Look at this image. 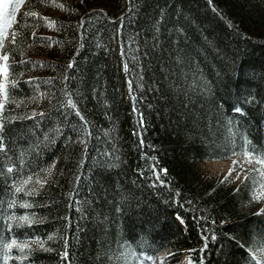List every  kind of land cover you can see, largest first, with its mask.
I'll use <instances>...</instances> for the list:
<instances>
[{
  "label": "trees",
  "instance_id": "1",
  "mask_svg": "<svg viewBox=\"0 0 264 264\" xmlns=\"http://www.w3.org/2000/svg\"><path fill=\"white\" fill-rule=\"evenodd\" d=\"M20 5L0 46V248L41 241L22 264H114L122 247L167 251L172 264H258L252 185L232 189L197 164L264 159V2ZM49 169L41 191H15Z\"/></svg>",
  "mask_w": 264,
  "mask_h": 264
},
{
  "label": "rangeland",
  "instance_id": "2",
  "mask_svg": "<svg viewBox=\"0 0 264 264\" xmlns=\"http://www.w3.org/2000/svg\"><path fill=\"white\" fill-rule=\"evenodd\" d=\"M264 2V0H262ZM21 6L16 10V14L20 11ZM9 12L12 11V5L9 4ZM10 23L7 27L4 26V22L0 21V41H4L8 29H10L16 21L15 18L9 17ZM2 51L0 49V86H3L5 77V61L2 59ZM3 94L0 89V105L2 104ZM249 160L252 163H249ZM257 160H264L248 152H237L225 159H213L199 162L197 164L198 172L207 179L223 180L227 186L232 189L237 188L244 182H249L253 187V198L257 203L256 211L264 213V163H257ZM231 170V175L229 171ZM50 177V169L45 173L39 175L36 178H32L28 183L22 180L17 187H22V191L25 194H34L41 191L45 182ZM13 240L5 243L0 248V264H5V254L9 257L6 264H22L24 253L27 250L39 249L41 243L38 240L34 241H17L18 245L24 246V251L21 252L17 246H13L10 250L6 248L7 244H10ZM167 251H163L152 257L153 259H147L148 256H137L132 252L122 247L114 258V264H172L167 261ZM253 256L257 259L258 264H264V241L258 246L257 249L252 250ZM185 261V259H184Z\"/></svg>",
  "mask_w": 264,
  "mask_h": 264
},
{
  "label": "snow or ice",
  "instance_id": "3",
  "mask_svg": "<svg viewBox=\"0 0 264 264\" xmlns=\"http://www.w3.org/2000/svg\"><path fill=\"white\" fill-rule=\"evenodd\" d=\"M23 2V0H0V21H3L4 22V26L5 27H7L8 26V24L10 23V20H9V17H11V18H15V15H16V10L20 7V4ZM210 2H211V0H210ZM9 4H11L12 5V11L11 12H9V10H8V8H9ZM31 15H33V16H35L36 14L35 13H31ZM55 21H49L48 22V25H49V27L50 28H52V27H54L55 26ZM81 26H83V25H81ZM34 35V34H33ZM15 39V34H13V40ZM0 46H2V41H0ZM2 59L4 60V61H7L8 60V55L7 54H4L3 56H2ZM21 63H27L26 61H21ZM72 67V64L70 63L69 64V68H71ZM4 71L6 72L7 71V65H5V68H4ZM125 71H127V64H125ZM32 81H28V83H31ZM13 86H15V85H13ZM129 88L131 89V83H129ZM0 89H3V86H0ZM67 103H68V105L69 106H72V107H75V105L72 103V101H71V99L69 98L68 99V101H67ZM2 107H3V105H0V109H2ZM235 111H237V112H240V109H235ZM36 115V113H33V116H35ZM81 119L83 120V117H81ZM141 120H142V117H141ZM85 126H86V122H85ZM141 126H142V124H141ZM0 132H2V124H0ZM2 135H0V150H2V147H3V145H2ZM257 163H264V160H257L256 161ZM249 163H252V161L251 160H249ZM13 171V169L10 167V168H8V172H12ZM162 171H166V170H162ZM229 175H231V170L229 171ZM32 179V176L31 175H29V177H28V180H26V181H23V183H28V181H30ZM15 186V185H14ZM23 189H22V187H15V191L16 192H20V191H22ZM15 205V200L13 199L10 203H9V207H13ZM22 206H24V207H30V205H27V204H25V205H22ZM9 219L10 220H12V219H15V217L14 216H10L9 217ZM21 221H25V222H27V223H31V221L28 219V217L27 216H22V217H20L19 218ZM9 227H11L10 225H9ZM52 237H49V239H51ZM38 243H41V247L43 246V243L41 242V241H37ZM13 246H17L18 248H19V250L21 251V252H23L24 251V246H22V245H18L17 244V242L15 241V240H13L10 244H7L6 245V248L8 249V250H10ZM46 250H50V249H46ZM67 257V252H65L64 254H63V257L62 258H66ZM4 259H5V264H6V261H7V259H9V257L7 256V254H5V257H4ZM147 259H149V260H151V259H153L151 256H148L147 257Z\"/></svg>",
  "mask_w": 264,
  "mask_h": 264
}]
</instances>
